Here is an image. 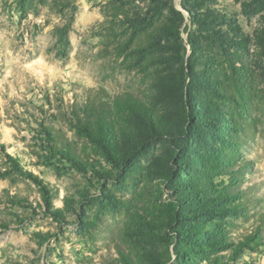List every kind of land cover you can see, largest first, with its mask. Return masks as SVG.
<instances>
[{
	"label": "rangeland",
	"instance_id": "1",
	"mask_svg": "<svg viewBox=\"0 0 264 264\" xmlns=\"http://www.w3.org/2000/svg\"><path fill=\"white\" fill-rule=\"evenodd\" d=\"M170 1L161 21L178 13L185 21L180 16L179 34L159 43L160 25L139 20L150 13L143 0H0V264H264V0L207 1L203 9L239 32L223 54L209 49L207 58L187 45L195 29L182 0ZM214 76L231 97L204 83ZM182 89L203 104L206 123L195 126L202 139L175 140L184 145L179 152L157 135L119 169L75 129L88 102L112 104L124 94L177 124ZM177 162L185 178L208 173L220 189L232 186L242 207L206 225L184 213L187 244L171 221L162 177L178 178Z\"/></svg>",
	"mask_w": 264,
	"mask_h": 264
},
{
	"label": "trees",
	"instance_id": "2",
	"mask_svg": "<svg viewBox=\"0 0 264 264\" xmlns=\"http://www.w3.org/2000/svg\"><path fill=\"white\" fill-rule=\"evenodd\" d=\"M115 1L128 2V0ZM143 1L148 2L150 13L147 14V19L141 18L139 20L148 26L160 25L158 27L160 30L159 35L163 34V39L157 36L160 38L157 40L159 43L163 40H170V37L175 35L174 31L177 29L179 34L180 25L175 23L179 22L181 16V25H183L185 21L183 14L178 13L173 19L171 18L170 22L169 20L162 22V17L160 16L169 7L166 3L167 0ZM207 1L212 0H182L183 8L189 11L190 26L195 29L189 34L187 45L191 46L194 56L196 53L201 52L206 58L209 49H211V53L219 52L223 54L224 46L228 45L233 39L230 34L239 35L236 29L233 30L230 27L231 24H229L227 18L215 14L211 10L203 9L204 5L207 6ZM170 3H172V0ZM140 21H135L136 24L134 25L138 26ZM215 25L222 30L224 26L229 27L227 29L229 36H225L222 30L217 31ZM61 33V42L65 44L66 29L61 30ZM198 38L207 41V44L205 46L199 44L196 40ZM187 45L182 42V46H180L182 53L185 55L187 53ZM180 49H177L178 53H180ZM192 73L193 70L191 68V71L187 72L189 79L193 77ZM214 77L217 81L205 79L204 83L216 85L218 87L217 92L221 93L222 97H231V92L220 84V77ZM245 87V85L237 83L238 89L236 88V92L241 99H245V93H242ZM210 89L215 91L214 88ZM182 95L185 101V115L184 119L177 124H172L162 112L152 108L148 102L143 101L141 98L132 94H124L115 98L112 104L103 103L100 100L99 102H88L82 109V116L78 115L76 117L75 129L100 150L109 162L119 169H126L130 162L136 160L137 155L143 151L145 141L148 140L150 142L156 139L155 136L157 135H163V139L174 143L177 152L183 150L184 145L179 146L175 141L176 139L184 141L185 144H188L194 135L202 139L203 136L199 135L202 130H195V126L198 123H206L204 106L199 99L191 96L185 89L184 91L182 89ZM48 136L51 143L58 144V138L55 133L48 131ZM0 148L5 149V146L0 144ZM53 149L58 155L70 160L75 165L78 163L75 160V155L69 151L57 148L54 144ZM6 156L15 167L19 168L16 159L9 154H6ZM179 161H181L180 158ZM176 165L178 178H174L172 174L166 172L162 174V177L166 185V192L169 194V208L175 213L171 221L179 236V240L187 244L188 240L191 239V235L188 231L189 227L183 218L187 217L184 213L192 215L201 225H206L211 223V221L223 222L228 216H236L242 207L238 203L237 194L232 191V186L220 189L208 173L185 178L181 176L183 172L187 173L183 162H177ZM18 171L19 173H24L25 177L38 184L46 195L49 194L47 186L39 178L29 172ZM59 214L61 215V213ZM195 234L202 237V239H205L203 237L207 235L206 232ZM124 263L130 264L126 258Z\"/></svg>",
	"mask_w": 264,
	"mask_h": 264
}]
</instances>
